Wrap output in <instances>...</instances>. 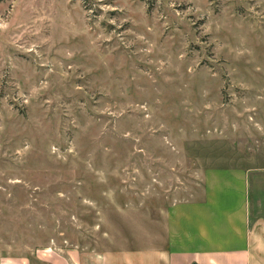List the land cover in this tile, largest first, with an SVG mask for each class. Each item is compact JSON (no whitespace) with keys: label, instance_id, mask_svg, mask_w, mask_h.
Segmentation results:
<instances>
[{"label":"rangeland","instance_id":"obj_1","mask_svg":"<svg viewBox=\"0 0 264 264\" xmlns=\"http://www.w3.org/2000/svg\"><path fill=\"white\" fill-rule=\"evenodd\" d=\"M223 167L264 171V0H0V264L149 246Z\"/></svg>","mask_w":264,"mask_h":264},{"label":"crops","instance_id":"obj_2","mask_svg":"<svg viewBox=\"0 0 264 264\" xmlns=\"http://www.w3.org/2000/svg\"><path fill=\"white\" fill-rule=\"evenodd\" d=\"M149 246L70 245L56 264H264V171L207 169L202 197L169 205ZM62 258V259H61Z\"/></svg>","mask_w":264,"mask_h":264}]
</instances>
